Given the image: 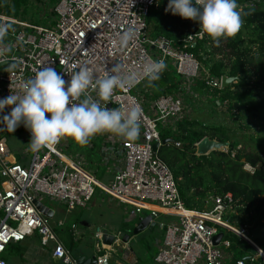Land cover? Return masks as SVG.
<instances>
[{
    "label": "built area",
    "instance_id": "2783aa9c",
    "mask_svg": "<svg viewBox=\"0 0 264 264\" xmlns=\"http://www.w3.org/2000/svg\"><path fill=\"white\" fill-rule=\"evenodd\" d=\"M158 2L56 0L49 13V27L0 15V27L7 29L0 38V98L11 94V84L13 94H22L23 83L44 67H54L63 74L69 67L75 66L78 70L80 66H87L94 77L102 78L106 71L120 65L126 72L135 71L137 80L129 87L116 89L114 103L108 106L129 109L138 105L142 109L140 134L134 140L112 134H98L93 138L100 143L98 152L103 165L110 168L109 184L98 181L95 173L86 169L81 157L73 158L64 153L69 148L68 138L31 156L27 152L26 164L11 162L8 140L4 136L0 138V214H4L0 219V264H7L3 256L9 245L22 243L34 235L39 237L43 247L51 246V256L60 264H78L34 202L44 204L48 199L66 206L68 211L87 209L98 189L121 205L132 206V220L148 212L154 221L161 223L164 232L162 239L156 242L155 264H247L245 259L236 257L232 242L227 239L229 234H234L255 249L247 226L234 228L231 225V216L236 215L232 194L211 199L207 202L210 208L204 211L186 208L172 171L158 156L164 146L173 144L179 149L183 146L181 141L163 140V131L177 133L181 122L191 120L193 103H198L196 108H200L201 104L215 101L211 94L202 96L196 92L195 82L205 80L209 88L223 89L222 77H212L203 61L187 51L203 41L205 34L189 33L183 40V49L177 48L172 40L148 35L147 19ZM237 3L239 10L264 6V0H237ZM129 29L133 30L135 38L127 47H121L118 38ZM211 54L208 50L206 55L202 54L203 59ZM148 59H163L165 69L172 67L180 76L177 95H159L158 80L149 82L141 75L142 65ZM13 62L17 63V68L7 72L8 64ZM89 94L95 96L94 91ZM0 131L3 132V126ZM20 131L30 139V133L22 125L15 132L4 129L10 134ZM201 141L195 144L196 156ZM155 144L159 145L156 152ZM88 145L90 149L95 148L94 143ZM221 151L235 155L229 147ZM150 207L172 214H159L160 211ZM163 218L170 220L165 223ZM220 233L224 236L216 245L214 239ZM104 235L114 236L112 246L103 244ZM94 238L100 241L96 244L95 264H109L114 254L118 256L114 246L124 244L123 250L129 246L119 235L100 227ZM256 252L252 260L260 257L264 262L260 252Z\"/></svg>",
    "mask_w": 264,
    "mask_h": 264
},
{
    "label": "trees",
    "instance_id": "16d2710c",
    "mask_svg": "<svg viewBox=\"0 0 264 264\" xmlns=\"http://www.w3.org/2000/svg\"><path fill=\"white\" fill-rule=\"evenodd\" d=\"M12 6L2 5L4 15L16 19H22L20 10L28 5V0H10ZM168 0H159L148 16L149 34L154 38H166L172 40L174 45L183 49V40L189 33L199 32V25L192 20H185L179 16H173L166 12ZM264 6L257 9H241L242 26L235 37L221 39L229 51L230 61H217L215 59H203L202 54L207 53L208 46L215 45L206 35L203 41H198L195 47L187 51L203 61L210 70L212 77L221 78L231 76L237 81L226 89H211L205 80L195 82L196 92L202 96L211 94L215 101H210L215 106L217 102L225 105L232 112L236 111L237 103L246 113V119L255 121L258 129L251 128L249 124L240 126L243 134L231 136L226 128H209L199 115L191 120L183 121L178 125V132L162 133L163 140L171 142L181 141V149L173 144L160 148L158 156L170 168L178 187L179 195L185 207L191 210L204 211L211 205H207L211 199L232 194L235 200L234 210L236 215L231 216L232 222L240 226L253 225L255 230L261 232L252 243L264 253ZM23 21V20H21ZM173 68L165 69L157 84L159 95L178 94L180 76H177ZM198 103H193L194 113L201 111L196 108ZM249 120V119H247ZM252 132V133H250ZM205 137L218 142H229V150L235 155L222 151H213L207 156H196L195 144ZM242 146L241 149H237ZM249 165L253 168L250 172L245 169ZM244 215V216H242ZM199 216V215H198ZM245 220V222L242 220ZM203 217V216H202ZM245 217V218H243ZM205 218V217H203ZM69 232H72L71 234ZM58 237L65 242V247L76 255L77 237L71 228L70 235L64 239L62 232ZM227 239L232 242L236 257L245 259L249 256L247 251L252 247L243 239L234 234H229ZM157 254V250H156ZM155 254V255H156ZM264 263L260 257L247 261V264ZM109 264H114L111 260Z\"/></svg>",
    "mask_w": 264,
    "mask_h": 264
},
{
    "label": "clouds",
    "instance_id": "9594fccd",
    "mask_svg": "<svg viewBox=\"0 0 264 264\" xmlns=\"http://www.w3.org/2000/svg\"><path fill=\"white\" fill-rule=\"evenodd\" d=\"M165 11L196 22L199 32L216 46L221 39L235 37L243 22L237 0H168ZM6 31V27H0V38ZM134 38L135 33L129 29L119 36V44L127 47ZM16 68L17 63H9L7 72ZM165 68L163 59H148L141 75L149 82L156 81ZM136 80L135 71L126 72L120 65L106 71L102 78L94 77L87 66L78 70L72 66L63 74L54 67H44L23 83L22 94H13L11 84V94L0 98V126L15 132L22 125L30 133L28 145L33 153L65 138L80 145L88 144L98 134L134 140L140 134L142 109L138 105L129 109L108 105L114 103L116 89L129 87Z\"/></svg>",
    "mask_w": 264,
    "mask_h": 264
},
{
    "label": "rangeland",
    "instance_id": "374dc122",
    "mask_svg": "<svg viewBox=\"0 0 264 264\" xmlns=\"http://www.w3.org/2000/svg\"><path fill=\"white\" fill-rule=\"evenodd\" d=\"M2 5L10 7L12 6V2L10 0H0V15H4ZM55 5L56 0H28V5L24 6L20 10L19 14L21 16L24 15L21 20L27 24L49 27V21L51 19V17H49V13ZM262 9L264 10V8ZM17 20L21 21L20 19ZM148 35L154 38L149 34V24ZM224 43L219 46H208V50L212 52L211 55L213 56L211 59L213 58L217 61L229 63L230 54L229 51L225 49L226 45ZM223 106L224 105L220 104V102L218 106L208 102L202 106L201 111L194 113L193 116H201L203 118V122L206 123V126L209 128H226L231 136L235 134L236 136L239 135L237 139L239 141L241 140L240 134H243V131L239 129L241 125L249 124L251 128L258 129L253 119H246V113L237 109L232 112L227 109L226 106ZM3 135L8 140V146L12 154L15 156H22L28 152L30 154L29 156L33 155V152L30 151L28 145L30 139H28L24 131H20L15 134L0 131V138ZM68 141L69 148L65 149L64 153L70 154L73 158H77L78 156L81 157L86 163V169L94 172L98 181L109 184L111 179V173H109L110 168L108 166H104L102 163L101 155L98 152L100 143L92 138L89 143H94L95 148L90 149V145L88 144L80 145L71 138H68ZM241 148L242 146L237 147V149ZM250 168L251 167L249 165L245 166V169L248 171L253 169ZM91 204L92 208L90 209H76L74 211H68L66 206L61 205L57 201L48 199L44 201V205L51 208L55 212V215L53 219L50 220V223L56 230H60L64 227V229L68 232L72 224L76 223V254H79V252L84 249L89 250L93 253V255L97 254L96 244L100 242L94 238V233L97 227L102 228L104 231H108L110 234L121 233L124 236L126 232L133 229V226L137 224L141 218L150 215V213L145 212L140 218L132 220L130 217V212L133 210L132 206L121 205L119 202L112 200L100 189L97 190ZM159 214L163 213L159 212ZM2 216H4L3 213L1 214V217ZM242 216L241 221L243 220L245 222V220L242 219ZM87 218H90L92 227L82 226V222ZM161 220L167 223L170 219L163 218ZM60 221L62 222L61 224H59ZM236 222L241 225L239 219ZM231 225L234 226V228L238 227V225L234 222H231ZM247 228L249 232V239L251 241L254 242L257 237L261 236V232L259 230H255L253 225H247ZM163 232V229L155 228L152 232L145 231L138 237L133 236L129 241L128 248L125 247L124 250V244L114 246V249L118 251L119 255L116 256L114 254L112 262L114 264H155L154 257L157 249L156 242L158 239H162ZM120 238L122 239L121 236ZM243 240L245 241V239ZM8 247H10V245ZM129 250H132V252ZM259 252L262 256H264V253L261 250H259ZM250 253L251 250L247 251L246 254L250 255ZM4 257H7V255L4 254ZM9 264H19V262L17 259L10 257Z\"/></svg>",
    "mask_w": 264,
    "mask_h": 264
},
{
    "label": "water",
    "instance_id": "95a60500",
    "mask_svg": "<svg viewBox=\"0 0 264 264\" xmlns=\"http://www.w3.org/2000/svg\"><path fill=\"white\" fill-rule=\"evenodd\" d=\"M236 81H237V78H235V77L223 76L222 77L223 89L228 88L231 84L235 83ZM234 107L237 110L243 109V107H241L237 103L234 104ZM163 142H164V144H166V141H163ZM229 146H230L229 142H224V143L218 142L216 140L210 139L209 137H205L199 143V145L197 147V154H198V156H207L213 151H221L223 148H228ZM153 150L155 152L158 151L159 145L155 144L153 147ZM34 204L43 216H45L49 220L53 219L55 212L51 208L47 207L44 204H41L37 200L34 202ZM155 228L163 229V226L161 225V223L154 221L152 215H148L144 218H141L139 220V222L133 226V229L126 232V234H124V236L122 237V241L124 243H128L133 236L138 237L141 234H143L145 231L152 232ZM223 236H224V234L220 233L215 237L214 242L216 245H218L220 243ZM113 242H114V236L104 235V237H103V244L104 245L112 246ZM256 255H257L256 250L252 248L250 255L247 256L245 258V260L250 261ZM77 263L78 264H95V261H94V258L87 260L86 258L81 257V258L77 259Z\"/></svg>",
    "mask_w": 264,
    "mask_h": 264
},
{
    "label": "crops",
    "instance_id": "0c3cea01",
    "mask_svg": "<svg viewBox=\"0 0 264 264\" xmlns=\"http://www.w3.org/2000/svg\"><path fill=\"white\" fill-rule=\"evenodd\" d=\"M5 127H3V131H4ZM4 134V133H1ZM4 136V135H3ZM19 162L22 164H26L28 163V157L27 156H15L14 154H12V158H11V162ZM92 208V204L89 206L90 209ZM156 208V207H155ZM0 219H1V214H0ZM62 222L60 221L59 224H61ZM82 226L83 227H92V222L90 220V218L85 219L82 222ZM63 227V226H61ZM76 223L72 224L71 226V231L73 230L76 233ZM99 228V227H97ZM96 228V230H97ZM55 233L58 236V232H62V236L64 237V239H67L70 235L67 233V231L64 229V227L60 230H56L53 227ZM70 230V228H69ZM70 234L72 232H69ZM95 234V233H94ZM114 235H119L121 237H123V234L118 233V234H114ZM59 238V237H58ZM59 240L63 243V245L65 244V242L59 238ZM65 246V245H64ZM157 250V249H156ZM5 255H7V257L3 258L6 260L7 264H9V260L10 257H13L14 259H17L19 264H58L59 262H57L56 260H54L51 256V246L50 247H43L40 244V240L39 237L37 235L28 237L25 241H23L22 243H12L10 245V247L7 248V252H5ZM76 258H81L84 257L87 260L88 259H92L95 257V255H93L92 252H90L89 250H81V252H79V254L74 255Z\"/></svg>",
    "mask_w": 264,
    "mask_h": 264
},
{
    "label": "bare ground",
    "instance_id": "6f19581e",
    "mask_svg": "<svg viewBox=\"0 0 264 264\" xmlns=\"http://www.w3.org/2000/svg\"><path fill=\"white\" fill-rule=\"evenodd\" d=\"M144 207V206H143ZM146 208V207H145ZM150 208H152V209H154V210H158V211H160V212H164V213H166V214H172L171 212H169V211H165V210H161V209H159V208H155V207H150ZM201 218H203V217H201ZM250 241V240H249ZM256 250H260L259 248H256ZM261 255V254H260ZM262 256V255H261ZM263 258H264V256H262ZM78 259V258H77Z\"/></svg>",
    "mask_w": 264,
    "mask_h": 264
}]
</instances>
